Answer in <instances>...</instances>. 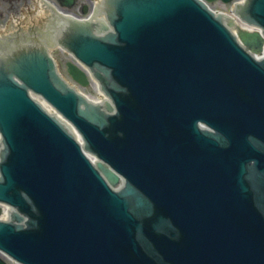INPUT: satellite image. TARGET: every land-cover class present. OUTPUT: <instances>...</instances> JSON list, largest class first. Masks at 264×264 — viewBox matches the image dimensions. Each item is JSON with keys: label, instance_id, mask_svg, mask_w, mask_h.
<instances>
[{"label": "water", "instance_id": "1", "mask_svg": "<svg viewBox=\"0 0 264 264\" xmlns=\"http://www.w3.org/2000/svg\"><path fill=\"white\" fill-rule=\"evenodd\" d=\"M27 11L43 30L37 6ZM252 12L264 25V0H253ZM113 24L116 37L73 44L85 62L110 66L135 101L116 97L121 119L110 118L111 136L102 117L86 115L96 126L76 114L75 96L52 85L44 60L17 74L76 124L127 190L113 192L24 90L2 80L0 129L10 155L0 199L35 220L17 231L0 223V248L25 264H264V62L193 0H124ZM240 38L255 51L263 42L256 32ZM68 72L85 84L71 64ZM198 120L220 136L200 132Z\"/></svg>", "mask_w": 264, "mask_h": 264}, {"label": "rangeland", "instance_id": "2", "mask_svg": "<svg viewBox=\"0 0 264 264\" xmlns=\"http://www.w3.org/2000/svg\"><path fill=\"white\" fill-rule=\"evenodd\" d=\"M19 1H22V13L25 12V11H27V10H30V9L36 7V5L34 4V2L32 0H25V1L24 0H19ZM81 2H87V1L86 0L79 1V3H81ZM8 5L9 4H7V5L2 4L1 3V0H0V22L1 23L3 22L4 18L8 15V13H12V14L13 13L14 14L19 13V11L17 10V8H18V6L20 4L15 3V2H12L9 6ZM213 5L220 6V3L219 2H216ZM73 11H76V10L73 9ZM54 55L56 57L58 56V58L62 57V55L65 56L64 54H62L58 50L54 51ZM90 84L89 85L87 84L88 86H85L84 87V90H86L87 92L93 93L94 92L93 84L92 85H90Z\"/></svg>", "mask_w": 264, "mask_h": 264}, {"label": "bare ground", "instance_id": "3", "mask_svg": "<svg viewBox=\"0 0 264 264\" xmlns=\"http://www.w3.org/2000/svg\"><path fill=\"white\" fill-rule=\"evenodd\" d=\"M36 2H38V4L39 3H41V4H39V5H44V6H49V7H52V4L49 2V1H47V0H36Z\"/></svg>", "mask_w": 264, "mask_h": 264}]
</instances>
